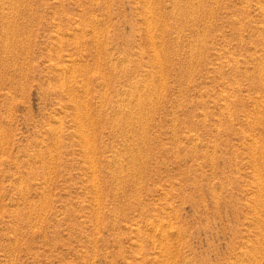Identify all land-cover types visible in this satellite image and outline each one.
I'll return each mask as SVG.
<instances>
[{"label": "rangeland", "instance_id": "374dc122", "mask_svg": "<svg viewBox=\"0 0 264 264\" xmlns=\"http://www.w3.org/2000/svg\"><path fill=\"white\" fill-rule=\"evenodd\" d=\"M263 149L264 0H0V264H264Z\"/></svg>", "mask_w": 264, "mask_h": 264}, {"label": "bare ground", "instance_id": "6f19581e", "mask_svg": "<svg viewBox=\"0 0 264 264\" xmlns=\"http://www.w3.org/2000/svg\"><path fill=\"white\" fill-rule=\"evenodd\" d=\"M82 108H83V107H82ZM82 108H81V109H82ZM87 116H88V115H87ZM89 116H90V115H89ZM89 116H88V117H89ZM263 150H264V149H263ZM261 152H262V151H261ZM259 154H260V153H259ZM260 155H261V154H260ZM258 156H259V155H258ZM259 158H260V157H259ZM260 159H262V158H260ZM260 159H259V160H260ZM263 159H264V158H263ZM263 161H264V160H263ZM263 161H262V162H263Z\"/></svg>", "mask_w": 264, "mask_h": 264}]
</instances>
